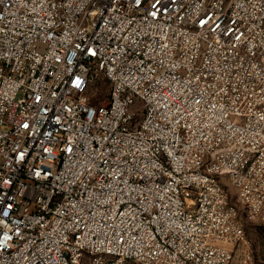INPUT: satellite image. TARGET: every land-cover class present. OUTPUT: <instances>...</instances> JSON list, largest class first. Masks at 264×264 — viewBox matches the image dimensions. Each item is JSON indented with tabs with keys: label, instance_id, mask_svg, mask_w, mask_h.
<instances>
[{
	"label": "built area",
	"instance_id": "1",
	"mask_svg": "<svg viewBox=\"0 0 264 264\" xmlns=\"http://www.w3.org/2000/svg\"><path fill=\"white\" fill-rule=\"evenodd\" d=\"M230 185L264 223V0H0V264H252Z\"/></svg>",
	"mask_w": 264,
	"mask_h": 264
},
{
	"label": "rangeland",
	"instance_id": "2",
	"mask_svg": "<svg viewBox=\"0 0 264 264\" xmlns=\"http://www.w3.org/2000/svg\"><path fill=\"white\" fill-rule=\"evenodd\" d=\"M109 91L108 84L99 80L91 89L90 96L93 103H99L107 96ZM231 191V202L237 207L239 220L243 224L247 238L253 252L252 264H264V223L258 219L250 217L245 206L240 202L232 185L229 186Z\"/></svg>",
	"mask_w": 264,
	"mask_h": 264
}]
</instances>
